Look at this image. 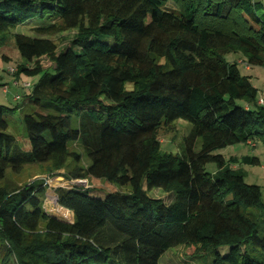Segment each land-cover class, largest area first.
<instances>
[{
  "label": "trees",
  "instance_id": "obj_1",
  "mask_svg": "<svg viewBox=\"0 0 264 264\" xmlns=\"http://www.w3.org/2000/svg\"><path fill=\"white\" fill-rule=\"evenodd\" d=\"M35 18L49 19L31 28L35 36L13 34L21 61L12 74L38 77L21 104L0 103V181L9 168H60L82 152L88 165L71 176L131 191L98 197L93 187L56 188L70 223L44 213L43 181L0 187V264H158L180 245L213 252L210 264H264L260 187L213 153L264 144V104L239 62L225 59L240 53L247 66L264 65V0H0V45ZM64 30L76 31L66 45L45 37ZM25 105L29 150L7 132V114ZM180 118L192 128L174 155L156 136ZM154 188L172 200L148 195Z\"/></svg>",
  "mask_w": 264,
  "mask_h": 264
},
{
  "label": "rangeland",
  "instance_id": "obj_2",
  "mask_svg": "<svg viewBox=\"0 0 264 264\" xmlns=\"http://www.w3.org/2000/svg\"><path fill=\"white\" fill-rule=\"evenodd\" d=\"M40 1V0H37ZM48 1V0H41ZM171 1L165 3L163 8H170ZM176 7V6H175ZM49 19L35 18L33 22L27 25H20L2 35V44L0 45V103L8 106H15L22 103L25 95L29 94L34 82L37 80L38 75L30 76L20 72L19 74H12L9 69L17 70L21 61L20 54L15 46L13 34L23 33L30 36H35L31 31L34 25H41ZM75 30H64L54 34H50L48 37L52 39L57 45H66L68 38L73 36ZM107 42L112 43L113 40L109 37L103 38ZM69 42V41H68ZM5 54L9 59L5 60L2 57ZM225 59L235 60L239 62L240 71L251 77L252 85L257 89V100H264V65H246L244 57L240 53H229L225 55ZM158 61L163 62V59ZM44 67H49V60L43 58ZM3 86L7 87L9 92V100L5 99L3 94ZM133 83L126 82L125 88L132 89ZM242 104V101H238ZM32 106L25 105L21 110H13L7 114L6 119L8 121L7 132L15 136L17 145L23 150H29V142L26 137L25 129L22 123V117L25 113L31 112ZM192 128L189 121L184 119H176L169 125H161L157 132V140H159L161 149L167 153L174 155H180L182 147L184 145L183 139L187 136ZM252 143H255L252 141ZM71 143L70 148H74ZM201 147V141L198 139L194 144V150L198 151ZM213 153L222 154L227 160V165L230 168H237L244 176V181L248 184H255L260 187L261 200L264 202V144L255 143V146L238 143L226 146L222 149H217ZM250 155L258 157V164H248L241 160V156ZM237 157L236 163H232L229 158ZM88 165L87 158L80 152L79 160H75L69 157L66 161V165L60 168H54L50 163H35L27 164L21 167L19 170L14 171L7 169L5 178L0 181V187H5L8 190L16 189L29 184L36 180L44 182V193L42 197V209L45 214L55 216L56 218L65 221L73 222V213L62 207L57 198L55 189L58 187L71 188L73 186H80L84 188H95L91 191V194L98 197H104L109 191H121L130 192L131 187L129 185L120 186L113 182L106 181L104 179L94 177H73L71 174L78 168H86ZM214 168V164L209 163L206 165V170L211 172ZM148 195L154 198H161L165 203H169L173 195L169 190H162L154 188L147 192ZM254 212V211H253ZM45 231V222L42 221L37 229V232L41 233ZM259 234L264 233V219L258 224ZM218 251L224 255L229 251V246H222L218 248ZM196 247L188 245H180L172 247L163 253L158 261V264H210L214 253L208 254H196Z\"/></svg>",
  "mask_w": 264,
  "mask_h": 264
},
{
  "label": "built area",
  "instance_id": "obj_3",
  "mask_svg": "<svg viewBox=\"0 0 264 264\" xmlns=\"http://www.w3.org/2000/svg\"><path fill=\"white\" fill-rule=\"evenodd\" d=\"M9 72L10 73L14 72V69H9ZM3 91L7 92V87L6 86H3ZM259 103L264 104V100H259ZM247 143L249 145H251V146H255V143H252V141H248Z\"/></svg>",
  "mask_w": 264,
  "mask_h": 264
},
{
  "label": "crops",
  "instance_id": "obj_4",
  "mask_svg": "<svg viewBox=\"0 0 264 264\" xmlns=\"http://www.w3.org/2000/svg\"><path fill=\"white\" fill-rule=\"evenodd\" d=\"M5 60H8V59H5ZM3 94H4L6 100L10 99L9 92L8 93H4V91H3Z\"/></svg>",
  "mask_w": 264,
  "mask_h": 264
}]
</instances>
